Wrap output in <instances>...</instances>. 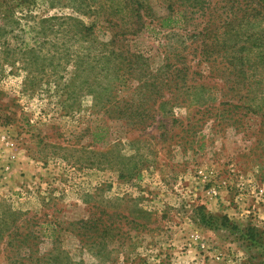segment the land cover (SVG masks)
<instances>
[{"label": "rangeland", "instance_id": "rangeland-1", "mask_svg": "<svg viewBox=\"0 0 264 264\" xmlns=\"http://www.w3.org/2000/svg\"><path fill=\"white\" fill-rule=\"evenodd\" d=\"M143 1L0 0V264H264V0Z\"/></svg>", "mask_w": 264, "mask_h": 264}, {"label": "trees", "instance_id": "trees-1", "mask_svg": "<svg viewBox=\"0 0 264 264\" xmlns=\"http://www.w3.org/2000/svg\"><path fill=\"white\" fill-rule=\"evenodd\" d=\"M124 2H127L126 3V6H117L116 8H110L108 9V25H105V26H101L99 24H94L90 27H88V31L89 33H91L92 35H97V34H100V35H97V37H99L100 39H103V46H104V51L101 52L102 54L99 55L101 57H105V61H103V64L102 66H104V68L106 69H111L109 68V63H111V60H110V57L109 55L111 54L112 56L116 57L117 58V62H113L112 66H114V70L113 72L118 74V78H119V69H121V64L122 62L120 61V58L122 59H125L124 58V51L123 50H120L119 52H116L115 50H113L112 48H108V42H110V40H108L109 38V35L107 34L109 30H111L110 32H112V30L115 28V27H118V24L117 22L115 23V20L113 21V19H118V16H120L119 19H122V18H134L137 20V27H142V25H144V18H143V12L145 10H153L152 7L148 4H146L143 0H123ZM231 2V4L229 5V11L226 12L225 14V17L220 20V22L222 24H226V28H229V29H233L234 26H238V27H242V23H239L241 22L240 20H244L246 18H244L245 16H249V15H246V11L247 9H245V6H243L244 2H242L241 0H229ZM195 2V5H198L201 9V7H204L206 5V2L205 0H194ZM240 8H243V9H240ZM167 14L160 17V27L161 28H170V27H175L177 24L179 25V21L180 19L183 17H185V12L184 10H175L172 6L171 3H169V5L167 6ZM143 10V12H142ZM242 11V14L240 16H238L237 12L238 11ZM129 11V13L127 14V12ZM145 15H148L146 14L145 12ZM123 16V17H122ZM154 18L156 17L155 14L151 15V18ZM157 18V17H156ZM240 19V20H239ZM135 21L133 20L131 23H134ZM141 24V25H139ZM85 30H87V28H85ZM91 31V32H90ZM114 31V30H113ZM82 35H86V32L81 31ZM124 31L123 29L120 30V32H116L115 35L118 36L120 34H123ZM225 34H227V32L225 31ZM108 50L106 51L105 50ZM98 56V57H99ZM107 59V60H106ZM122 59V60H123ZM146 109H143V111L147 112L148 109H151L152 106H149L147 105L145 107ZM116 112H123L121 109H117L115 110ZM126 111V110H124ZM147 114V113H146ZM142 116V115H140ZM26 239V238H25Z\"/></svg>", "mask_w": 264, "mask_h": 264}, {"label": "built area", "instance_id": "built-area-1", "mask_svg": "<svg viewBox=\"0 0 264 264\" xmlns=\"http://www.w3.org/2000/svg\"><path fill=\"white\" fill-rule=\"evenodd\" d=\"M0 168H1V166H0Z\"/></svg>", "mask_w": 264, "mask_h": 264}]
</instances>
